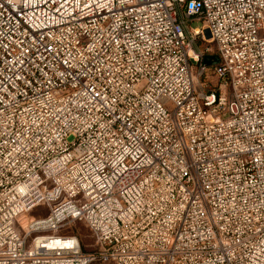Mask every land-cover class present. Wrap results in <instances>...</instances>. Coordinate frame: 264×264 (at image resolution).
I'll return each mask as SVG.
<instances>
[{
	"label": "built area",
	"instance_id": "built-area-1",
	"mask_svg": "<svg viewBox=\"0 0 264 264\" xmlns=\"http://www.w3.org/2000/svg\"><path fill=\"white\" fill-rule=\"evenodd\" d=\"M95 261L264 264V0H0V264Z\"/></svg>",
	"mask_w": 264,
	"mask_h": 264
},
{
	"label": "rangeland",
	"instance_id": "rangeland-1",
	"mask_svg": "<svg viewBox=\"0 0 264 264\" xmlns=\"http://www.w3.org/2000/svg\"><path fill=\"white\" fill-rule=\"evenodd\" d=\"M204 22L203 21H193L190 24V27L193 29L195 27H203ZM211 38H208L205 34V39L198 37V45L199 47H205L206 45H212L215 48V44L211 42ZM201 81L207 85L208 89H214L217 88V85L219 84V79L217 75L212 73V71L208 72L205 77L201 78ZM47 189H52L53 185L51 181L46 182ZM50 214V208L47 203H41L38 206H36L29 215H26L24 217L25 220L30 221L33 219V217L42 218L47 217ZM59 234L64 235L68 233H74L79 236L82 247L84 251H92L96 248V240L92 233V231L89 229V227L84 224L83 222H72L68 224L65 229H62L58 231ZM91 264H114L112 262H93Z\"/></svg>",
	"mask_w": 264,
	"mask_h": 264
},
{
	"label": "water",
	"instance_id": "water-1",
	"mask_svg": "<svg viewBox=\"0 0 264 264\" xmlns=\"http://www.w3.org/2000/svg\"><path fill=\"white\" fill-rule=\"evenodd\" d=\"M205 34L208 38H210V32L208 30L205 31ZM220 62V57L217 55V54H214V55H205L204 56V63L207 65V66H213V65H216Z\"/></svg>",
	"mask_w": 264,
	"mask_h": 264
},
{
	"label": "trees",
	"instance_id": "trees-1",
	"mask_svg": "<svg viewBox=\"0 0 264 264\" xmlns=\"http://www.w3.org/2000/svg\"><path fill=\"white\" fill-rule=\"evenodd\" d=\"M210 67H213V66H210ZM203 77H205V75H204V76H202V78H203ZM77 236H78V235H77ZM78 237H79V236H78ZM97 262H99V261H97Z\"/></svg>",
	"mask_w": 264,
	"mask_h": 264
}]
</instances>
